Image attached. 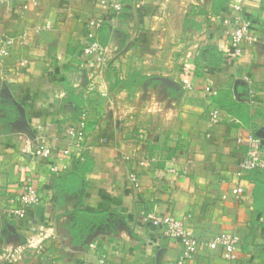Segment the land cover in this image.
<instances>
[{
    "label": "crops",
    "instance_id": "0c3cea01",
    "mask_svg": "<svg viewBox=\"0 0 264 264\" xmlns=\"http://www.w3.org/2000/svg\"><path fill=\"white\" fill-rule=\"evenodd\" d=\"M120 1L121 18L99 0H37L26 11L0 0V47L7 36L15 40L0 62V254L28 236L39 241L46 224L55 234L45 244L49 256L28 254L19 264H100L102 255L104 264H177L183 245L146 223L142 212H148L173 214L204 240L222 231L236 233L241 238L238 264H264V217L254 207V182L264 174L234 177L245 152L237 147L238 134L252 128L264 138V0L245 1L244 14L258 41L227 63L217 46L229 44L218 17L229 14V0ZM101 15L107 18L101 39L111 36L112 25L119 32L110 43L111 68L93 77L107 81L115 106L97 119L104 98L91 93L94 115L82 168L56 177L47 163H31L23 154L25 138L44 134L57 145L60 124L78 114L92 70L81 65L86 22ZM48 22L50 27L42 28ZM24 58L29 59L26 68L20 66ZM247 77L257 90L250 124L222 109L219 123L210 126L209 110L220 102L240 103L237 95L247 92ZM183 79L192 89H183ZM208 83L214 97L205 90ZM149 91L165 96L159 109L147 108ZM142 158L151 162L140 169L142 190L137 192L127 175ZM24 164L31 167L45 203L11 221L4 213L6 200L23 191ZM237 183L245 187L240 200L231 193ZM79 208L105 214L84 242L71 236L76 244L70 247L66 228H73ZM221 255V249L202 246L190 263L223 264Z\"/></svg>",
    "mask_w": 264,
    "mask_h": 264
},
{
    "label": "built area",
    "instance_id": "2783aa9c",
    "mask_svg": "<svg viewBox=\"0 0 264 264\" xmlns=\"http://www.w3.org/2000/svg\"><path fill=\"white\" fill-rule=\"evenodd\" d=\"M13 5L20 7L22 11L30 9L31 5H37V0H5ZM246 0H229V14L219 15L223 27L224 35L229 44H220L217 50L221 54V60L227 63L230 60H237L241 58L245 52L247 45H252L258 41V37L253 32L252 22L245 17L244 7ZM105 6L108 12H113L115 17L120 16L123 10V3L120 0H99ZM160 6H164L160 4ZM161 10V7H160ZM107 18L104 15L92 17L86 22V42L82 48V54L85 56V61L82 67H92L90 75L86 74L87 83L84 94V104L81 106L76 116H71L65 119L59 126V144L54 145L44 138V134H31L25 138L24 155L28 156L31 163L44 162L48 164L49 171L54 176H60L64 172L73 169L78 163L83 162L87 152V137L89 123L91 117L94 115L91 111L90 95L98 94L104 103H102L95 111L97 119L106 116L109 109L115 106V101L112 97L110 89L106 84L107 81L101 80L96 82L93 74L98 73L103 76L111 68V58L109 55L110 43L116 37V25L110 27L111 36L107 39H101L100 33L106 24ZM50 27V23H46L42 28ZM40 31V27L37 28ZM26 32L21 34V38H26ZM137 37L140 32H137ZM15 40L13 37L7 36L4 38L0 47V62L10 54ZM29 65V59L24 58L20 61V66L26 68ZM249 88L245 94H238L237 98L240 102H245L249 105L251 110L257 104V90L254 88L251 78L247 77ZM182 87L184 90L192 89L193 85L189 79H183ZM205 90L211 97L216 95V91L212 88L211 83H208ZM63 95V94H62ZM238 100V101H239ZM165 101V96L157 92L149 91V101L147 108L159 109L162 102ZM252 112V111H251ZM222 115V107L214 105L208 112L210 126H215L219 123ZM242 124L240 120H236ZM246 129V128H245ZM144 139V136H141ZM236 144L238 148H244L245 152L242 159L238 162L234 177L242 179L250 172H264V138L258 137L252 128H248L245 134H238L236 137ZM124 159L126 157L123 156ZM151 160L142 158L138 161V168L130 170L127 175V180L130 185L134 187L137 192H141L142 186L140 182V169L148 167ZM25 171L22 178L23 191L20 194L10 196L6 200L5 217L8 220H20L28 216L29 211L35 207L45 203L43 193L34 185V174L30 171L31 167L28 164L21 166ZM174 171V169H172ZM27 172V174H26ZM186 172V170H185ZM233 198L240 200L245 194L244 185L237 183L231 191ZM223 199H227L228 195L223 194ZM142 218L146 223L163 230V234L170 240L179 241L183 245L182 255L177 261V264H191L195 254L202 246H208L210 249H221L223 264H238V256L241 249V238L238 234L222 231L216 234L210 240L197 238L190 234L187 230L185 222L173 214L167 213L163 216L154 213L142 212ZM61 221L66 222L64 216ZM59 221V224L62 223ZM39 241L28 236L26 241L16 246L13 249H4L0 254V258L4 260V264H19L24 256L31 254L39 258L45 259L46 241L55 238V234L50 232L46 224L40 227ZM92 248H97L96 242H91ZM106 256H100L99 263L104 264Z\"/></svg>",
    "mask_w": 264,
    "mask_h": 264
},
{
    "label": "trees",
    "instance_id": "16d2710c",
    "mask_svg": "<svg viewBox=\"0 0 264 264\" xmlns=\"http://www.w3.org/2000/svg\"><path fill=\"white\" fill-rule=\"evenodd\" d=\"M222 109L227 110L229 113L237 116L244 124H250L251 119V108L248 104L243 102H220ZM84 162V161H83ZM78 163L74 168H82V163ZM81 165V166H80ZM73 168V169H74ZM253 173V172H252ZM256 174H264V172H254ZM81 175V173H78ZM255 188H254V207L261 213V216L264 217V179H255ZM104 212L102 211H88L82 208L76 210L75 213V224L73 228H66L67 236L64 238L66 245L70 247H75L76 242L70 240L71 236L75 237V240L84 242L86 235L89 232V228L93 224H98L104 218ZM72 239V238H71Z\"/></svg>",
    "mask_w": 264,
    "mask_h": 264
},
{
    "label": "rangeland",
    "instance_id": "374dc122",
    "mask_svg": "<svg viewBox=\"0 0 264 264\" xmlns=\"http://www.w3.org/2000/svg\"><path fill=\"white\" fill-rule=\"evenodd\" d=\"M121 18V17H120Z\"/></svg>",
    "mask_w": 264,
    "mask_h": 264
}]
</instances>
